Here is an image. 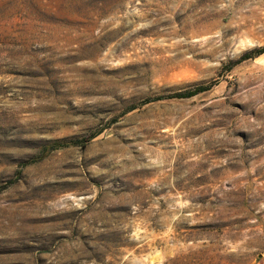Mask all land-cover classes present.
Wrapping results in <instances>:
<instances>
[{
    "label": "rangeland",
    "instance_id": "obj_1",
    "mask_svg": "<svg viewBox=\"0 0 264 264\" xmlns=\"http://www.w3.org/2000/svg\"><path fill=\"white\" fill-rule=\"evenodd\" d=\"M262 46L264 0H0V264H264Z\"/></svg>",
    "mask_w": 264,
    "mask_h": 264
},
{
    "label": "trees",
    "instance_id": "obj_2",
    "mask_svg": "<svg viewBox=\"0 0 264 264\" xmlns=\"http://www.w3.org/2000/svg\"><path fill=\"white\" fill-rule=\"evenodd\" d=\"M263 53H264V46L256 48V49H253V50L245 53L239 60H237V61L231 63V65H229L228 71L233 70V68L237 64L243 62L244 60L256 58V57L260 56ZM212 86H213V84H202V85H199L194 90H181V91H176V92L160 95V96H157V97H149V98H146V99L142 100L139 104H141V105L142 104H147V103L155 101V100H162V99H166V98L191 97V96H194V95H196V94H198L200 92H204V91L210 90L212 88ZM134 108H136V105H132L129 110H132ZM99 134H100L99 131H95V132H93L90 135H87L85 137L71 139V140L55 141V142H52L49 145H46L44 147V149L49 152V151L55 150L57 148L66 147V146H70V145H81L83 147H86ZM2 189H3V187H0V191Z\"/></svg>",
    "mask_w": 264,
    "mask_h": 264
}]
</instances>
